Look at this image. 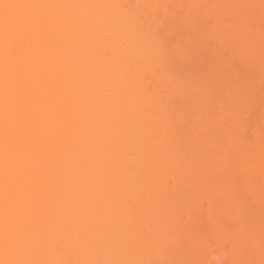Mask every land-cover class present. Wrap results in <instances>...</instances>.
Returning <instances> with one entry per match:
<instances>
[{"label": "bare ground", "instance_id": "obj_1", "mask_svg": "<svg viewBox=\"0 0 264 264\" xmlns=\"http://www.w3.org/2000/svg\"><path fill=\"white\" fill-rule=\"evenodd\" d=\"M264 264V0H0V262Z\"/></svg>", "mask_w": 264, "mask_h": 264}, {"label": "snow or ice", "instance_id": "obj_2", "mask_svg": "<svg viewBox=\"0 0 264 264\" xmlns=\"http://www.w3.org/2000/svg\"><path fill=\"white\" fill-rule=\"evenodd\" d=\"M0 264H27V262H23V261H9V262H0Z\"/></svg>", "mask_w": 264, "mask_h": 264}]
</instances>
